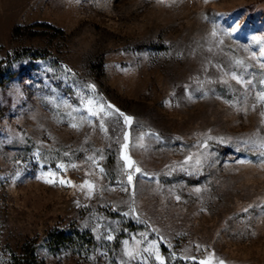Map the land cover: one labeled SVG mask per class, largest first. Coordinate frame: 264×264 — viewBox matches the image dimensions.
Returning <instances> with one entry per match:
<instances>
[{
	"label": "rangeland",
	"instance_id": "obj_1",
	"mask_svg": "<svg viewBox=\"0 0 264 264\" xmlns=\"http://www.w3.org/2000/svg\"><path fill=\"white\" fill-rule=\"evenodd\" d=\"M27 242L264 264V0H0V264Z\"/></svg>",
	"mask_w": 264,
	"mask_h": 264
},
{
	"label": "trees",
	"instance_id": "obj_2",
	"mask_svg": "<svg viewBox=\"0 0 264 264\" xmlns=\"http://www.w3.org/2000/svg\"><path fill=\"white\" fill-rule=\"evenodd\" d=\"M189 180L193 178L188 177ZM118 236L113 242V246L119 247L121 240L125 237L124 232H119ZM47 239L44 242V246L48 248L50 252L58 251L63 248H71L73 251L83 254L86 253L96 243L95 236L84 229H80L77 226H71L67 230L54 228L47 234ZM165 253H168V249L162 246ZM36 246L30 242L23 245L22 253H13L10 264H43L37 253H35ZM198 264V263H196Z\"/></svg>",
	"mask_w": 264,
	"mask_h": 264
},
{
	"label": "snow or ice",
	"instance_id": "obj_3",
	"mask_svg": "<svg viewBox=\"0 0 264 264\" xmlns=\"http://www.w3.org/2000/svg\"><path fill=\"white\" fill-rule=\"evenodd\" d=\"M109 107H112V106H109ZM101 110H102V109H101ZM116 111H119V110L117 109ZM91 114H92V115H96L95 112H92ZM121 115H123V114H121ZM124 119H125V122H126V123H130L131 120H132L131 117H124ZM125 139H127V136L125 137ZM124 147L126 148L127 145H125ZM124 158H125V160L127 161L128 167L131 168V167L133 166V163H134V162L131 161L130 157L125 156ZM60 167H64V165H60ZM136 171H139V169L137 168ZM128 179H129V181H131V180H132V176L129 175V176H128ZM60 183H70V182H69V181L61 180ZM85 185H87L88 187H92L91 185L88 184L87 181H85ZM157 258L159 259V257H157ZM201 264H210V262H209V261H201ZM220 264H223V261H221Z\"/></svg>",
	"mask_w": 264,
	"mask_h": 264
}]
</instances>
